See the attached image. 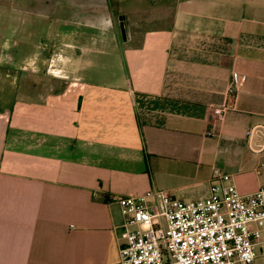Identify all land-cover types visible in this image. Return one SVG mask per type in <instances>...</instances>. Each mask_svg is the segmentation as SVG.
<instances>
[{
	"label": "crops",
	"instance_id": "1",
	"mask_svg": "<svg viewBox=\"0 0 264 264\" xmlns=\"http://www.w3.org/2000/svg\"><path fill=\"white\" fill-rule=\"evenodd\" d=\"M40 1L18 21L38 17L41 40L14 27L2 72L0 264H115L117 197L200 199L214 168L264 187L247 141L264 123V0Z\"/></svg>",
	"mask_w": 264,
	"mask_h": 264
},
{
	"label": "built area",
	"instance_id": "2",
	"mask_svg": "<svg viewBox=\"0 0 264 264\" xmlns=\"http://www.w3.org/2000/svg\"><path fill=\"white\" fill-rule=\"evenodd\" d=\"M243 76L230 84L236 93ZM229 105L214 108L223 116ZM250 149L264 153V123L247 130ZM120 259L115 264H264V187L243 194L230 173L214 168L210 194L183 200L168 190L119 196Z\"/></svg>",
	"mask_w": 264,
	"mask_h": 264
},
{
	"label": "rangeland",
	"instance_id": "3",
	"mask_svg": "<svg viewBox=\"0 0 264 264\" xmlns=\"http://www.w3.org/2000/svg\"><path fill=\"white\" fill-rule=\"evenodd\" d=\"M75 0H65L64 2L68 3V6L73 4ZM117 1V5L119 7V9L122 11V9L124 10L125 7L129 4H131V2L133 0H116ZM160 0H155L156 3H160ZM26 2V0H0V94L1 92L3 93V89H4V76L2 74V72L5 73V70L7 69V67H12L11 65V61H9L8 59V52L13 51V49L15 50L16 48L13 47V43H14V27L18 26V27H28V28H33V30L35 31H39V34H36L35 36H31V39L29 41H32L33 43L36 41H40L41 37H42V32H43V28H44V23H42L41 21L39 22V18L38 17H32L31 19H28V15L24 16L25 18H21V19H25V26H24V22H21V19L18 21V15L20 14L18 11V7L21 6L22 11H20L22 14H26L25 11H29V10H25L23 8V4ZM154 2V1H153ZM147 2L144 3V5ZM150 2H148L147 5H149ZM146 9H148V11L151 12L150 6H146ZM24 10V11H23ZM29 13V12H28ZM119 13V10H118ZM30 14V13H29ZM71 15L76 17L75 13L73 14L71 12ZM118 19V17H117ZM35 20V22H33ZM27 35V34H26ZM17 38V36H16ZM28 41V42H29ZM26 42L25 45H22V48H24V54L28 53L30 48H31V44ZM111 61H113V58H111ZM56 72V71H55ZM58 73V71H57ZM24 75V74H23ZM13 76V75H11ZM94 77L96 76L93 75ZM58 78H62V80H66L67 82L70 83V85L72 86H76L74 85V83H77L78 80L75 78L76 76H57ZM102 78H105V80L107 81H111L109 79H112V76L110 74H106L105 76H103ZM9 90V88L6 86V90ZM5 90V89H4ZM6 94H8V91H5ZM1 96V95H0ZM0 105H2V100H0Z\"/></svg>",
	"mask_w": 264,
	"mask_h": 264
},
{
	"label": "flooded vegetation",
	"instance_id": "4",
	"mask_svg": "<svg viewBox=\"0 0 264 264\" xmlns=\"http://www.w3.org/2000/svg\"><path fill=\"white\" fill-rule=\"evenodd\" d=\"M64 1L65 0H46V2H48L50 5H52L54 7L60 3H63ZM25 3H30L31 5H38L41 3V1L40 0H26ZM75 3H76V1H75Z\"/></svg>",
	"mask_w": 264,
	"mask_h": 264
}]
</instances>
